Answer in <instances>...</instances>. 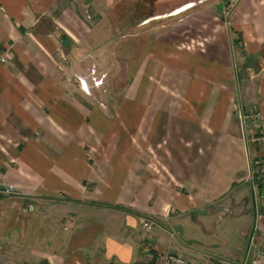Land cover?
I'll return each instance as SVG.
<instances>
[{"label":"crops","instance_id":"0c3cea01","mask_svg":"<svg viewBox=\"0 0 264 264\" xmlns=\"http://www.w3.org/2000/svg\"><path fill=\"white\" fill-rule=\"evenodd\" d=\"M208 1L98 41L80 0H0V264H264V0Z\"/></svg>","mask_w":264,"mask_h":264},{"label":"rangeland","instance_id":"374dc122","mask_svg":"<svg viewBox=\"0 0 264 264\" xmlns=\"http://www.w3.org/2000/svg\"><path fill=\"white\" fill-rule=\"evenodd\" d=\"M80 1V6L83 10H85L83 14L87 24H83V26L86 28V30H88L89 28H93V25H96L97 29L95 30V32L97 33V37H100L98 41H102L101 38L106 37L108 35L116 36L118 34L126 33L132 30L141 31L142 29H145L149 26L154 27L158 25V23L164 22L166 19L171 18L164 16L168 15L169 13L172 15V13L174 12H180L179 10L185 7H189L187 6L188 4H192V2H197L198 0H175L174 2L171 1L169 4L165 5L158 4L157 0ZM159 16H161V18ZM158 17L160 19H155ZM135 22H140L138 24L139 26L135 25ZM108 45L110 44L106 42L105 46L101 47V49L107 48ZM101 49H99V52H104V50ZM107 52H109V49L107 50ZM87 65L88 68L90 67V69H88V71H90V74H87L85 79H87L88 82H91V84L93 85V89L99 87L101 88V92L103 94L112 91L111 88L106 85V80L108 81L110 79V74H107V72H105L101 75H95V64L93 62H90L89 64L87 63ZM73 80L79 83L81 87L83 86V81L81 82L79 76H77L76 74L71 77V81ZM107 88L109 90H107ZM93 89L90 90L87 89V87H84L85 92L91 95L94 94Z\"/></svg>","mask_w":264,"mask_h":264},{"label":"built area","instance_id":"2783aa9c","mask_svg":"<svg viewBox=\"0 0 264 264\" xmlns=\"http://www.w3.org/2000/svg\"><path fill=\"white\" fill-rule=\"evenodd\" d=\"M208 0H198L197 2H193L192 4H200L204 3ZM237 0H226V7L231 8ZM7 55V51L4 50L0 52V64L5 60ZM83 88V86H82ZM235 114L238 116L239 119L245 121L247 119H250L253 121V126L251 127L250 131L246 134V143L249 145L254 144H261L264 145V131H257L256 128H258L261 125V113L257 111H250L247 113L242 112L241 108L236 106L235 107ZM250 174L247 178L248 182L254 183L256 178H259L260 176L264 175V157H260L257 160H250ZM0 192L4 195H13L17 194L18 190L13 185H2L0 186ZM262 199H264V196H260ZM28 209L31 211L33 209L32 206H29ZM143 226L147 229H150L152 227V223L150 222H144ZM167 260L170 263L173 264H187L183 259L174 257V256H168Z\"/></svg>","mask_w":264,"mask_h":264},{"label":"flooded vegetation","instance_id":"af4514ba","mask_svg":"<svg viewBox=\"0 0 264 264\" xmlns=\"http://www.w3.org/2000/svg\"><path fill=\"white\" fill-rule=\"evenodd\" d=\"M171 1L174 2L175 0H157V3L160 4V5H161V4H162V5H165V4H169ZM173 2H172V3H173ZM192 3H193V2H192ZM190 4H191V3H190ZM188 5H189V4H188ZM196 5H197V3L193 4V6H196ZM193 6H192V7H193ZM192 7H191V8H192ZM169 15H170V13H169ZM169 15H168V16H169ZM159 17L161 18V16H159ZM160 18H155V19H160Z\"/></svg>","mask_w":264,"mask_h":264},{"label":"bare ground","instance_id":"6f19581e","mask_svg":"<svg viewBox=\"0 0 264 264\" xmlns=\"http://www.w3.org/2000/svg\"><path fill=\"white\" fill-rule=\"evenodd\" d=\"M191 5H193V4H189V5H187V6H191ZM83 84V83H82ZM85 87V85L83 84V88ZM86 88V87H85Z\"/></svg>","mask_w":264,"mask_h":264}]
</instances>
